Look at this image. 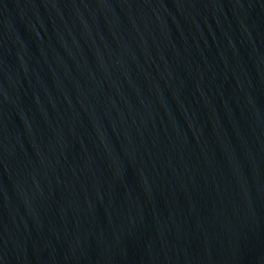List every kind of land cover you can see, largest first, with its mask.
<instances>
[{
	"label": "water",
	"instance_id": "95a60500",
	"mask_svg": "<svg viewBox=\"0 0 264 264\" xmlns=\"http://www.w3.org/2000/svg\"><path fill=\"white\" fill-rule=\"evenodd\" d=\"M0 264H264V0H0Z\"/></svg>",
	"mask_w": 264,
	"mask_h": 264
}]
</instances>
